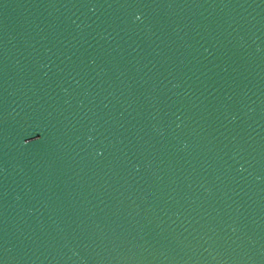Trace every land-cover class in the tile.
Listing matches in <instances>:
<instances>
[{
  "label": "water",
  "instance_id": "1",
  "mask_svg": "<svg viewBox=\"0 0 264 264\" xmlns=\"http://www.w3.org/2000/svg\"><path fill=\"white\" fill-rule=\"evenodd\" d=\"M0 264H264V0H0Z\"/></svg>",
  "mask_w": 264,
  "mask_h": 264
},
{
  "label": "snow or ice",
  "instance_id": "2",
  "mask_svg": "<svg viewBox=\"0 0 264 264\" xmlns=\"http://www.w3.org/2000/svg\"><path fill=\"white\" fill-rule=\"evenodd\" d=\"M137 19H139V16H137ZM23 142H24L25 144L30 143V139L25 138Z\"/></svg>",
  "mask_w": 264,
  "mask_h": 264
}]
</instances>
